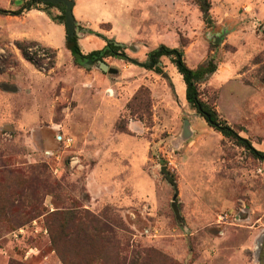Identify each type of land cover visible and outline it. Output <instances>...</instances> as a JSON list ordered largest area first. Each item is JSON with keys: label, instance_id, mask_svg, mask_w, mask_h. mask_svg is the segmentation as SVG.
Returning <instances> with one entry per match:
<instances>
[{"label": "rangeland", "instance_id": "obj_1", "mask_svg": "<svg viewBox=\"0 0 264 264\" xmlns=\"http://www.w3.org/2000/svg\"><path fill=\"white\" fill-rule=\"evenodd\" d=\"M150 1L123 15L132 38L103 59L115 75L37 42L26 60L17 44L34 41L14 37L21 15H0V264H264V160L187 104L172 57L157 59L161 74L148 68L161 47L193 70L213 63L200 99L264 153V12ZM105 5L99 16L122 37ZM84 36L81 50L98 47Z\"/></svg>", "mask_w": 264, "mask_h": 264}, {"label": "crops", "instance_id": "obj_2", "mask_svg": "<svg viewBox=\"0 0 264 264\" xmlns=\"http://www.w3.org/2000/svg\"><path fill=\"white\" fill-rule=\"evenodd\" d=\"M28 0H19L15 3V7L17 10L19 8H22L25 2ZM74 2L73 8H72V14L75 19L76 24L78 23L82 24L83 27H79L80 31L81 29L87 30V32H81L85 34L84 41H96L98 42L97 36H95V33L100 34L104 36L105 38L109 40H113L116 43L126 44L128 43L129 38L132 37V24L131 23H125L123 21V15L129 14L130 8H137L138 2L140 0H72ZM105 1V2H104ZM232 5L237 4H250L251 8L250 10L253 12V14H262V11L264 12V0H228ZM151 3L155 2V0H151ZM109 3L112 7L115 9L117 8V20L121 23H124L125 33H123L122 37H116L115 36V29H116V22L112 21H104L100 16V12L105 9V4ZM159 5V8H166L165 4L169 3V0H160V2H156ZM231 5V6H232ZM135 6V7H134ZM137 6V7H136ZM158 6H156L157 8ZM31 8H38V9H30V10H24L20 15L21 19L20 22L22 23L17 29L16 34H14V37L16 39L25 40V41H34L39 43L40 45L54 50L57 53H70L66 47V28L64 24L58 23L57 21H53L51 19L52 12L56 11L57 14H61V10L59 8H47L44 6V4L36 5ZM44 10V11H43ZM10 11V10H8ZM49 13V14H47ZM59 14V15H60ZM58 15V16H59ZM78 22V23H77ZM109 34H103L101 32H98L97 30L99 28H102L101 26L108 25ZM128 33V34H127ZM128 39V40H127ZM83 41V40H82ZM130 41V40H129ZM79 47H81V39H78ZM95 43V42H94ZM96 44V43H95ZM105 46V42L102 39H99L98 47L91 49H86L83 51L81 50L82 54H88L91 51L94 50H100ZM72 56V55H71ZM73 57V56H72ZM178 73V72H177ZM178 80H182V76L178 73L177 75ZM183 88V86H182ZM185 90V88L183 89ZM99 143V142H98Z\"/></svg>", "mask_w": 264, "mask_h": 264}, {"label": "trees", "instance_id": "obj_3", "mask_svg": "<svg viewBox=\"0 0 264 264\" xmlns=\"http://www.w3.org/2000/svg\"><path fill=\"white\" fill-rule=\"evenodd\" d=\"M42 3L38 0H28L24 3L22 8H19L15 11H8L4 9H0V15H11V16H18L24 10L30 9H38V8H31L36 5H41ZM47 8H59L61 10V14L56 17H51L53 21H57L58 23L64 24V9L61 6H52L50 4H44ZM200 10L203 14L204 19H206V15L208 12V8L201 6ZM44 11V10H43ZM49 14V13H47ZM95 36L99 37L105 42V46L100 50H94L89 52L88 54H82L79 44H78V36H74L73 38L66 40V47L71 52V55L77 59H92V60H103L107 57H118L121 56L122 53L120 52L123 48L114 44L113 40H109L104 36L95 33ZM30 46H37L35 42L30 43H18L17 47L20 50L22 56L32 62L31 58L29 57V53L27 52V48ZM161 56H166L171 58V62L176 67L177 72L182 76V80L185 85V100L187 104L192 108L195 109L196 112L200 117H202L208 125L213 128L215 131L221 133L224 137L230 138L234 140L236 143L240 144L243 148L248 150L252 156L259 160H264V153L261 151L255 150L249 141L241 138L238 136L237 132L234 131L229 125H227L224 121H222L217 112L209 106L207 103L203 102L200 99V94L197 88V82L202 78L204 74L213 73L215 71V66L213 63L209 62L208 70L205 69H197L193 70L190 69L184 62L182 58V52L177 49H169L166 47H161L159 52L154 50L149 53V61L151 63L148 68L154 69V71L158 74L162 73V70L159 66H157V59ZM211 65V66H210ZM57 212V211H56ZM58 214V213H56ZM53 214L49 215L52 216ZM53 242V239H52Z\"/></svg>", "mask_w": 264, "mask_h": 264}, {"label": "water", "instance_id": "obj_4", "mask_svg": "<svg viewBox=\"0 0 264 264\" xmlns=\"http://www.w3.org/2000/svg\"><path fill=\"white\" fill-rule=\"evenodd\" d=\"M42 4H50L52 6H61L64 9V25L66 28V40H69L73 38L75 35L78 36L80 32H87L85 29H81L77 26L75 19L72 14V8L74 2L72 0H38ZM115 45L120 46L121 48L124 47L121 43L114 42ZM159 52V50H158ZM123 56V54L121 55ZM76 61L81 64L85 68H90L92 66H96L102 73H107L111 75H115L118 73V71L115 68L110 67L107 63H105L103 60H92V59H77ZM133 63H135L138 66L143 67L144 64L136 62L132 60ZM188 122L184 121V136H188V130H187ZM161 174L164 176L166 182H168L173 188H174V198H176L178 191L176 188L175 181L173 177L169 174L167 168L165 166L160 168Z\"/></svg>", "mask_w": 264, "mask_h": 264}, {"label": "built area", "instance_id": "obj_5", "mask_svg": "<svg viewBox=\"0 0 264 264\" xmlns=\"http://www.w3.org/2000/svg\"><path fill=\"white\" fill-rule=\"evenodd\" d=\"M60 140L59 141H61L63 144H65V145H67V146H69L70 145V143H71V140H70V138H59ZM19 233H21V232H19Z\"/></svg>", "mask_w": 264, "mask_h": 264}]
</instances>
